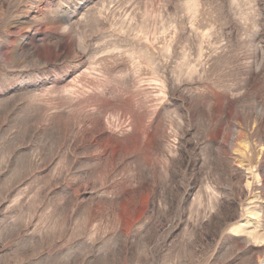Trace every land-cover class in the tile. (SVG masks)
<instances>
[{
	"label": "rangeland",
	"instance_id": "rangeland-1",
	"mask_svg": "<svg viewBox=\"0 0 264 264\" xmlns=\"http://www.w3.org/2000/svg\"><path fill=\"white\" fill-rule=\"evenodd\" d=\"M264 0H0V264H264Z\"/></svg>",
	"mask_w": 264,
	"mask_h": 264
},
{
	"label": "bare ground",
	"instance_id": "bare-ground-1",
	"mask_svg": "<svg viewBox=\"0 0 264 264\" xmlns=\"http://www.w3.org/2000/svg\"><path fill=\"white\" fill-rule=\"evenodd\" d=\"M262 262H264V261H262Z\"/></svg>",
	"mask_w": 264,
	"mask_h": 264
}]
</instances>
